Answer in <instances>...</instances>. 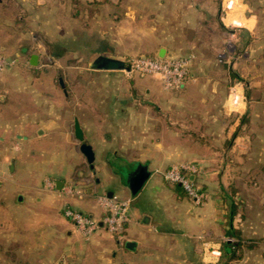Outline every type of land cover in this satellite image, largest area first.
Returning <instances> with one entry per match:
<instances>
[{"label": "crops", "instance_id": "obj_1", "mask_svg": "<svg viewBox=\"0 0 264 264\" xmlns=\"http://www.w3.org/2000/svg\"><path fill=\"white\" fill-rule=\"evenodd\" d=\"M43 7L48 11L54 8V18H48ZM56 15H63L62 19L76 23L85 31H96L93 35L97 48L90 59L100 53L116 57L194 55L186 82L180 89L173 90L176 98L179 95L185 98V107L174 103L169 95L150 97V88H140L131 82L129 87L112 91L113 100L82 108L81 120L77 117L83 141L89 143L94 152L93 165L88 164L90 174L95 177L85 187L84 197H94L97 203L102 193L116 195L129 203L131 198L138 199L134 209L130 206V220L122 235L116 236L117 250L107 258V264H220L222 261L264 264V168L257 176L255 170L249 172L258 181L254 179L250 184L254 192L246 201V214H228L224 199L228 164L221 160L229 151L225 154L218 145L228 136L222 132L224 116L244 108V104L232 106L229 103L233 85L227 93L221 89L223 69L219 54L225 51L229 40L238 38V31L246 33V40L253 47L258 38L264 42V0H0V53L16 56L21 67L28 63L35 68L46 64L41 61L44 45L55 47L53 56L61 57V51L56 48L60 41L58 31L52 27L59 30L63 27L62 19L56 24ZM231 31L234 32L232 37ZM28 74L35 77L31 72ZM141 90L150 100L138 99ZM195 95L202 105L195 104ZM0 103L2 171L4 160L16 157L10 147L20 149L28 138L25 131L30 132L33 124L38 126L43 120L52 119L53 114L46 117L42 108L37 117L33 116L34 123L23 122L16 118L17 111L12 109L14 106L11 107L5 89L0 91ZM26 112H22V117L29 116ZM68 124L82 162L85 156L74 135V116L73 123ZM41 129L39 133L44 135L46 131ZM113 160H117L119 168L110 164ZM188 161L197 166L190 179L204 193L198 203L169 186L155 171ZM9 165L12 167V163ZM137 166L145 167L147 177L132 194L127 175ZM56 173L53 191L60 196L69 175ZM57 180L62 181L60 187ZM111 183L115 186H110ZM43 185L52 189L45 181ZM259 190L262 191L258 193ZM124 191L127 194L122 197ZM35 198L40 200L39 195ZM23 199L21 195L15 202ZM82 210L97 217L102 212L100 205L94 211ZM1 228L2 225L0 240L6 238L14 245L21 240L25 245L19 232H3ZM72 233L68 228V244H61L57 249L50 247L49 253L54 255L52 261H46L47 253L41 252L44 260L41 263L81 264L77 257L82 249L74 246ZM229 236L233 241L226 240ZM85 241L91 242L89 238ZM229 243H238L232 258L226 251Z\"/></svg>", "mask_w": 264, "mask_h": 264}, {"label": "rangeland", "instance_id": "obj_2", "mask_svg": "<svg viewBox=\"0 0 264 264\" xmlns=\"http://www.w3.org/2000/svg\"><path fill=\"white\" fill-rule=\"evenodd\" d=\"M46 7L42 10H46L48 18H54V8L48 11ZM63 15H56V24ZM61 21L62 30L52 27L58 31L60 41L56 48L61 51V57L56 59V55L53 56L55 47L44 45L45 53L41 61L46 64L35 68L26 63L21 67L16 61L5 64L0 69V91L6 90L11 107L14 106L12 109L17 111L16 118L34 123V117L39 115L42 108L45 109L46 117L53 114L52 119H45L38 126L33 124L30 132L25 131L28 138L21 143V148L15 149L11 146L9 149L16 155L15 159L6 158L2 166L4 173L0 169V198L3 200H0V217L3 220L0 223L1 229L3 232H19L20 236L23 235L22 243L25 244L22 245L18 239V244L15 245L6 238L0 240V264H43L41 252L47 253L44 255L46 261H52L54 255L49 253L50 247L57 249L61 244H68V228L73 230L71 239L74 240V246L82 249L77 257L81 264H107V258L117 250L116 235L103 226L90 234L91 242H86L63 211L66 206L81 211L85 208L94 211L99 206L96 199H88L84 197L85 194L82 197L68 193L59 196L53 191L55 185L49 190L43 185L45 179L54 181L58 176L56 172L67 173V183L74 189L85 192V187L95 177L90 174V165L86 158L81 162V155L69 133L68 122L73 123V116L79 122L82 108L87 109L89 105L105 102L107 99L113 100L112 91L129 87L131 82L140 88H150V97L165 94L173 98L174 103L181 104L182 107L187 105L183 96L176 98L173 90L164 89L159 79L152 74L135 72L127 76L117 70H89L88 61L93 56V50L97 48L94 46L97 42L93 35L95 30L90 33L76 23L65 19ZM225 51L231 57L229 62H220L223 69L220 86L226 93L230 85L236 86L239 90V103L244 104V108L224 116L222 125L223 134L228 133V136L222 145H218L225 154L229 151L228 156L221 160L222 163L228 164L224 199L228 214L233 210V214L244 216L246 201L254 192L250 189V184L254 179L258 181L249 172L255 170L257 176V172L264 168V42L262 38H258L253 47L247 42L246 33L238 31V38L229 40ZM2 54L8 60L17 59L16 56ZM123 58L128 59L131 56ZM21 69L24 71L20 72ZM29 72L35 77L29 75ZM58 77H62L63 86L59 84ZM137 97L139 100H150L145 98L147 96L143 90L138 92ZM194 101L195 104L202 105L198 95H195ZM1 105L2 103L0 110ZM24 110L29 114L26 118L22 117ZM12 126H16V123H12ZM41 127L46 131L44 135L39 133ZM217 128L221 130V127ZM2 145L0 142V148ZM110 164L115 168L120 167L117 160ZM217 169L220 170V166ZM166 183L187 194L178 183ZM194 185L200 190L196 183ZM110 186H115V183ZM123 194L122 197H125L126 191ZM21 195L23 201L16 203L15 200ZM36 195L40 196V200L35 198ZM137 201V198H131L129 206L134 209ZM93 216L97 217L96 214Z\"/></svg>", "mask_w": 264, "mask_h": 264}, {"label": "built area", "instance_id": "obj_3", "mask_svg": "<svg viewBox=\"0 0 264 264\" xmlns=\"http://www.w3.org/2000/svg\"><path fill=\"white\" fill-rule=\"evenodd\" d=\"M230 2V1H229ZM234 32H230L232 37ZM229 43V42H228ZM231 55L224 51L219 54V59L222 62H229ZM194 58L193 54L182 56L165 55L162 57L140 54L126 60L127 69H122L127 76L133 73L152 74L157 77L165 89L178 90L183 87L189 75V66ZM17 59H7L0 53V69L5 64L15 63ZM229 103L232 106L239 104V90L233 86L230 95ZM162 177L174 183H178L192 197L195 202H201L204 198V193L199 190L190 179V174L196 171V166L192 162H183L181 164L171 165L165 169H155ZM45 184L48 188H53L55 181L45 179ZM64 193L77 195L82 197L85 192L74 189L70 184L64 185L62 188ZM98 203L102 208L99 217H94L91 213L81 210L72 209L69 206L64 207V214L71 220L75 229L88 239L90 234L101 226H104L108 231L121 236L125 224L130 220L129 200L118 198L116 195H108L106 193L99 194L97 197ZM226 240L233 241L231 236L226 237Z\"/></svg>", "mask_w": 264, "mask_h": 264}, {"label": "water", "instance_id": "obj_4", "mask_svg": "<svg viewBox=\"0 0 264 264\" xmlns=\"http://www.w3.org/2000/svg\"><path fill=\"white\" fill-rule=\"evenodd\" d=\"M126 60L123 57H116L106 54H97L88 61V68L98 70H122L127 69ZM59 84L63 86L62 78L58 77ZM74 135L80 141L79 149L84 154L86 161L92 166L94 152L89 143L83 141L82 128L77 119H74ZM147 177V171L143 166H137L127 175L128 186L132 194H135ZM61 180H57V187H60ZM128 244V243H127Z\"/></svg>", "mask_w": 264, "mask_h": 264}, {"label": "trees", "instance_id": "obj_5", "mask_svg": "<svg viewBox=\"0 0 264 264\" xmlns=\"http://www.w3.org/2000/svg\"><path fill=\"white\" fill-rule=\"evenodd\" d=\"M233 210L231 211V214H233ZM238 243H229V245L226 248V251L230 252L229 258H232L234 256V247H236ZM220 264H228L227 261H222Z\"/></svg>", "mask_w": 264, "mask_h": 264}]
</instances>
